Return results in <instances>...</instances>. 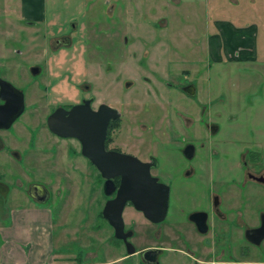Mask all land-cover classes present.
<instances>
[{
    "label": "rangeland",
    "instance_id": "obj_1",
    "mask_svg": "<svg viewBox=\"0 0 264 264\" xmlns=\"http://www.w3.org/2000/svg\"><path fill=\"white\" fill-rule=\"evenodd\" d=\"M163 1L169 0H85V4L68 0L67 6L63 0H46L48 17L51 13L60 19L61 14L78 18L77 29L65 21L62 30L54 31L70 32L73 40L53 51L46 43L55 35L46 34L41 24L26 27L18 0H0V74L23 91L25 102L12 126L0 128V180L9 185L0 191L8 197L0 196V213L33 203L45 205L53 222L56 259L71 263L86 255L100 261L101 238L111 229H102V177L79 154L75 140L70 152L47 129L45 117L52 105L78 100L85 93V98L95 96L94 104L122 106L123 134L134 124L148 126L143 145L159 152V171L166 180L183 171L185 159L173 150L165 153L163 141H169V147L186 140L205 146L197 163L208 162L206 172L214 171L223 181L242 177L248 145L264 151V29L258 59L217 63L207 43L213 23L208 0L182 4L170 0L167 8ZM33 66L40 72L33 73ZM189 81L196 82L195 95L181 88ZM213 123L217 131L211 129ZM206 151L214 156L212 161L204 160ZM178 178L173 182L176 196ZM34 181L48 188L46 201L27 198V187ZM250 189L258 214L264 210V184L252 182ZM130 213L126 205L125 220ZM148 241L144 236L138 247ZM239 241L233 244L234 259L242 257ZM262 251L252 246L249 257L263 259ZM122 253L123 247L111 248L106 255L110 259Z\"/></svg>",
    "mask_w": 264,
    "mask_h": 264
},
{
    "label": "flooded vegetation",
    "instance_id": "obj_2",
    "mask_svg": "<svg viewBox=\"0 0 264 264\" xmlns=\"http://www.w3.org/2000/svg\"><path fill=\"white\" fill-rule=\"evenodd\" d=\"M68 42L69 36L62 35L56 38V44L54 46L57 45L56 48L58 49L61 46H65ZM51 48L53 49L54 47ZM40 69L39 67L38 72H40ZM191 83L195 84L197 93L196 82L189 81L181 85L182 90L186 94L190 93L185 90V86ZM81 86L82 91L85 92V82L82 83ZM90 96L92 97L91 106L96 108L101 102L94 104L95 96ZM84 99L85 93H82V96L78 100L60 102L52 105V109L45 117L47 129L50 130L46 122L47 116L57 106L69 108L71 105L82 102ZM0 102H2L1 99ZM112 106L116 107L120 114L117 118H111L109 120L104 141L105 148L133 154L143 161H155L156 164L150 166V171H152V174L157 176L160 181L170 186V197L166 216L161 221H153L147 218L144 213L135 208L130 201H126L123 211L125 206L129 205L131 213L129 218L125 220L122 211L123 231L128 232L126 239L130 241L135 248L131 253L127 252L125 240L114 234V229L102 215L101 208L100 216L103 220L102 229H105L107 226L111 229L110 235L104 234L101 238L104 257L101 264H110L108 255L106 254L111 248L120 249V247H123L124 253L116 258L114 264H218L217 258L220 255L218 246L221 243L223 244L221 247V255L230 259L234 254L233 244L239 240V254L243 258H250L252 246L260 247L264 255V247H262L264 237L259 243H256L251 241L246 235L247 229L260 226L264 218L263 209L259 210L258 214L255 213L251 202L252 194H250L249 191L251 190L250 187L252 182L264 184V151L261 146L246 145V152L243 155L241 165L244 169L242 177L233 176L223 181L219 174H216L214 171L211 170L206 172L208 162H205V164H203L204 162H202V164L197 163L196 158L200 153L203 155L202 150L205 146L198 145L194 140H186L181 142L182 144L174 140L173 143L175 142L176 144L169 147L167 146L169 141H163L161 147H164L165 153L169 150H173L172 152L181 153L185 159L183 171L177 173L175 178L166 180L159 171L161 164L159 152H156L152 146L143 145L144 139H142V134L148 126L143 122L140 123V127L134 124L135 127L131 126L130 129H128V133L123 134L121 129L122 116H124L123 108L116 104H112ZM20 115L17 116L7 128H10ZM50 132H52L59 139V143L66 146L70 152L73 149L75 140L79 145V154L82 158L86 159L89 166L96 169L101 176L99 170L90 159L81 153V143L79 139L74 136H62L51 130ZM33 133H35V131ZM191 143L193 147L188 149L187 146ZM11 153L17 155L18 158L20 157L14 150H12ZM207 154L208 152L206 151V154L203 156L204 160L207 159L208 161H212L214 156L212 154L208 156ZM202 169L203 171H199ZM177 177H179L178 185L180 194L178 193L176 196V194L173 193V182ZM113 180L116 185H118L120 177L117 175ZM103 182L104 177H102V187ZM6 186L7 183L0 180V191L4 190ZM114 195L115 192L111 195H106L103 192L104 201L102 207L105 201ZM144 236L149 239L148 244L138 247L139 241L143 239ZM150 241L153 243H149ZM148 247L158 248L159 252L157 254L150 253L143 259L140 251L142 248ZM245 261L246 260L238 259L235 262L233 261V264H251ZM261 261L262 260H255L253 263H259Z\"/></svg>",
    "mask_w": 264,
    "mask_h": 264
},
{
    "label": "crops",
    "instance_id": "obj_3",
    "mask_svg": "<svg viewBox=\"0 0 264 264\" xmlns=\"http://www.w3.org/2000/svg\"><path fill=\"white\" fill-rule=\"evenodd\" d=\"M18 1L20 18L24 20L26 27H35L41 24L46 34L50 32L55 35L48 38L46 43V45L55 48H53V51L63 47L57 49V45L54 46L56 38L62 35L69 36V42L65 46L72 44L73 39L70 32L63 31V33L56 34L54 31L62 30L65 21H71L70 27L77 29L78 18L75 19V16L69 15L63 17L64 14H61L62 19H60V16L55 15L53 17L51 13L48 17L46 0ZM63 1L67 6L68 0ZM171 1L175 4H182L186 0ZM83 4H85V0ZM164 4L167 8L170 5V0ZM208 4L211 12L210 19L213 23L211 26L212 31L208 34L207 43L214 61L217 63L227 61H248L252 63L258 59L259 37L263 34L264 29V23L260 22L261 18L264 17V0H208ZM114 7L115 4H113ZM54 11L57 12V8ZM32 183L44 185L37 181ZM8 189L9 185L7 184L2 192ZM25 194L33 202L40 201L32 197L28 189ZM0 196L5 199L8 198L3 193H0ZM47 198L40 202L46 201ZM52 227L53 222L45 205H35L33 203L27 206L9 208L6 213H0V264H101L102 259L94 262L89 260L86 255L85 259L78 258V260L71 263L64 261L65 258L56 259L53 253ZM122 254L108 258V261H110V264H114L116 258ZM221 256L220 254L217 258L218 264H233V261L238 260L233 257L229 259ZM240 260H246L251 264H264V259H260L262 261L259 263H253L256 260L253 258L242 257Z\"/></svg>",
    "mask_w": 264,
    "mask_h": 264
},
{
    "label": "water",
    "instance_id": "obj_4",
    "mask_svg": "<svg viewBox=\"0 0 264 264\" xmlns=\"http://www.w3.org/2000/svg\"><path fill=\"white\" fill-rule=\"evenodd\" d=\"M38 71V67H32L33 73ZM185 90L190 94H195L196 86L191 83L185 86ZM0 99L2 100L0 102V128H7L24 110V93L0 75ZM91 100L90 96L69 108L57 106L48 114L46 122L51 131L79 139L81 153L90 159L104 177L103 192L106 195L115 192L113 197L105 201L102 215L113 227L114 234L125 240L127 252L131 253L135 248L126 239L128 232L123 231L122 211L126 201H130L147 218L161 221L167 213L170 186L160 181L150 171V166L156 164L155 161H143L133 154L105 148L104 141L109 120L117 118L120 112L106 102H101L93 108ZM211 128L217 131L218 125L213 123ZM191 147L193 144H188L187 148L191 149ZM117 175L120 177L118 185L113 180ZM28 191L32 197L40 201L48 197L47 188L40 183H32ZM246 235L251 241L259 243L264 237V218L260 226L247 229ZM158 252L159 249L153 247L143 248L140 251L143 259L150 253L157 254Z\"/></svg>",
    "mask_w": 264,
    "mask_h": 264
}]
</instances>
